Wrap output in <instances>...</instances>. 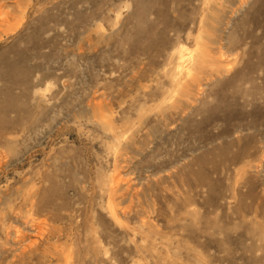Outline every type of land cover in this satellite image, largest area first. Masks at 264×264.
Instances as JSON below:
<instances>
[{"label": "rangeland", "instance_id": "rangeland-1", "mask_svg": "<svg viewBox=\"0 0 264 264\" xmlns=\"http://www.w3.org/2000/svg\"><path fill=\"white\" fill-rule=\"evenodd\" d=\"M0 201L1 264H264V0H0Z\"/></svg>", "mask_w": 264, "mask_h": 264}, {"label": "bare ground", "instance_id": "bare-ground-1", "mask_svg": "<svg viewBox=\"0 0 264 264\" xmlns=\"http://www.w3.org/2000/svg\"><path fill=\"white\" fill-rule=\"evenodd\" d=\"M231 57V54H227L224 44L220 42L210 44L201 42L194 51H186V53L181 55L180 63L175 73L181 94L188 97L193 89L201 91L204 87V83L201 82V76L204 74L212 76L217 73L227 72L235 62V57ZM44 202L45 198L42 197L39 204ZM15 208L16 206L12 205L7 211L0 212V230L5 234L4 241L0 243V264L8 251L12 252L11 260L22 253V251L20 253H17V251L18 247L21 248V243L26 240V233L23 231L25 228L28 231L30 230V232L34 229L30 224L31 216H22L19 213L13 214ZM0 209L2 208L0 207ZM9 220L12 223L11 226L7 225ZM20 223L24 226L23 228H21ZM11 262L7 261L6 264H11Z\"/></svg>", "mask_w": 264, "mask_h": 264}]
</instances>
